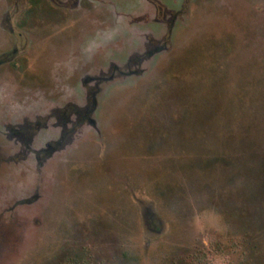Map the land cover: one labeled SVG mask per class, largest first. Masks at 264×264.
Masks as SVG:
<instances>
[{
    "label": "rangeland",
    "instance_id": "1",
    "mask_svg": "<svg viewBox=\"0 0 264 264\" xmlns=\"http://www.w3.org/2000/svg\"><path fill=\"white\" fill-rule=\"evenodd\" d=\"M14 2L0 0V20ZM76 2L65 19L28 0L41 6L29 69H0L3 117L37 106L57 123L74 100L66 132L52 129L63 148L39 172L0 168V264H193L217 246L225 264H264V0ZM73 31L74 76L55 75ZM99 36L112 66L84 95L80 64L98 61L86 56Z\"/></svg>",
    "mask_w": 264,
    "mask_h": 264
},
{
    "label": "flooded vegetation",
    "instance_id": "2",
    "mask_svg": "<svg viewBox=\"0 0 264 264\" xmlns=\"http://www.w3.org/2000/svg\"><path fill=\"white\" fill-rule=\"evenodd\" d=\"M22 1H24V5H22L21 7H20V2L18 3L14 2V4L11 5V8L6 11V14L2 18V20H0V29H3L5 32H7L8 33L7 35L9 36V38H6L8 40L5 41V45L6 46L10 45L7 50H5L0 54V69H4L3 67L6 68L7 66L9 71H11V73L16 75L21 74L20 71L26 70V68L27 70L29 69L28 67L29 59L27 57V54L30 52L32 43L35 42L34 37H32L30 31L31 28L28 25L29 16H30L29 13L31 10H33L32 8L39 6V5L33 6L28 4L27 3L28 0H22ZM49 2L57 10L55 16L58 18H65V19H68L70 15L74 14V8L78 5L77 2L74 5V0H49ZM158 11L160 12V8ZM136 15H134L135 19L137 20L142 19V17ZM65 22H69V20H65ZM118 27H120V25ZM121 28L126 31V26H122L121 24ZM71 36L73 37L66 39L67 44H66V48H64L67 51H69L70 58L66 63H63V60H65L66 58V54H68L66 53L63 58L55 62V64H57L58 67L51 69V71L55 70L54 72L55 75L62 74V75H67L69 77L74 76V70H75L74 69V31L71 34ZM49 37L50 36H48V38ZM105 37L99 36L96 38V40L92 39L90 42L87 43V50L89 52L87 53L86 59H88V61L89 60L92 61L93 59H95V55L99 56V58H97L98 59L97 62H93L92 64L90 63L91 65L87 63L85 64L84 62L80 64L82 65L81 70L83 72L82 75L84 76L83 77L84 79H82L81 84H79L78 92L80 91L81 93H84V95L88 94L89 90L91 92L92 87L97 86L98 89H100L99 85L102 80L100 78H96L95 80H93L94 76L95 75L99 76L101 70L103 71L105 70L107 73V70H109L110 67L112 66L111 63L107 67V69L102 67L103 63L101 62L100 52L105 51V47H104V45L106 44V42H104ZM48 38L47 37L44 38V41L48 42L47 40ZM125 39L126 38L122 36H115L113 38V40L118 43H123L124 41H126ZM150 44H154V43L150 42ZM47 45L48 43H46V46H44V48H46ZM141 47L142 44L140 46H136L134 52H132L133 50H130L132 54L129 59L132 60V58L134 57L133 54L135 52L138 53ZM49 48L50 50H52L51 47ZM56 48L58 47L55 46V49ZM64 49H62L61 47V50ZM126 50L128 49L124 48L122 51L125 52ZM134 58H136V56ZM142 61H143L142 59H139V62L132 61L130 65L132 67H139L140 64H142ZM77 65L79 64L77 63ZM9 71H7V73H9ZM87 71L89 73L86 75L85 73ZM92 72L94 74H92ZM4 74H6V70L3 71V73L0 72V75L4 76V78L8 77L7 75ZM103 81L105 82L106 80ZM15 86L19 87L18 84H15ZM1 87L2 86L0 84V91H1ZM63 89H68L71 92H74L75 88L72 84H64V85L57 84V90H63ZM67 104H68L67 108L69 107L70 111L67 110L66 111L64 110V112L62 111L61 113L62 117L58 118L57 123L52 121L53 118L50 121H47L46 117L49 112H46L37 106L35 107L29 106L26 108L20 107L17 111L14 109V107H11L8 108L10 113L6 117H3L1 114L0 115V168L2 169V166L4 164H9L10 165L9 168L10 167L12 168L14 166H22V169L24 170L19 171V173L22 172L30 173L31 171L30 168H33L35 172L37 171L39 172L41 170L40 168L42 167L41 165L45 164L47 159H49L56 152H58L63 148V142H64L63 139L59 141L56 139L53 140L54 138L51 137V135L53 131L52 129L56 130L57 128H60L62 130V133L63 130L66 132V129L70 124V119L74 117V100L70 101ZM27 110H29L30 112ZM30 113L35 116L33 118L34 122L32 123H30V119H31ZM62 118L65 119L63 120ZM61 121L62 123H60ZM40 136L46 137V139L48 140L44 144V146L43 144L36 143V140ZM73 136H74V131L71 130L70 138ZM31 154H34V159H35L34 165L29 163L30 162L29 157L31 156ZM4 156L7 157V159H4L3 158ZM27 179L28 178H26V180ZM3 182H5L4 187H6L9 190L18 187V185H16L15 183L14 177H10L9 179H7L6 181L4 180Z\"/></svg>",
    "mask_w": 264,
    "mask_h": 264
},
{
    "label": "trees",
    "instance_id": "3",
    "mask_svg": "<svg viewBox=\"0 0 264 264\" xmlns=\"http://www.w3.org/2000/svg\"><path fill=\"white\" fill-rule=\"evenodd\" d=\"M221 256H223V250L219 246L216 247L215 251L201 249L195 256L193 264H225L219 261Z\"/></svg>",
    "mask_w": 264,
    "mask_h": 264
}]
</instances>
